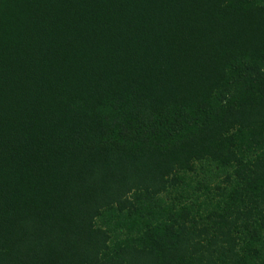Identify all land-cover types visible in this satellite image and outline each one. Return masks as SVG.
<instances>
[{
  "label": "trees",
  "instance_id": "16d2710c",
  "mask_svg": "<svg viewBox=\"0 0 264 264\" xmlns=\"http://www.w3.org/2000/svg\"><path fill=\"white\" fill-rule=\"evenodd\" d=\"M207 158L205 220L143 219ZM0 264H264V0H0Z\"/></svg>",
  "mask_w": 264,
  "mask_h": 264
},
{
  "label": "rangeland",
  "instance_id": "374dc122",
  "mask_svg": "<svg viewBox=\"0 0 264 264\" xmlns=\"http://www.w3.org/2000/svg\"><path fill=\"white\" fill-rule=\"evenodd\" d=\"M248 158L250 154L246 155ZM194 171H178L175 173L179 181L175 185H169L168 190L158 196L151 197L145 192H134L131 198L135 200L137 211L143 214V219L149 216L157 215V221L173 222L174 218L178 217V212L183 215L178 217V224H194V221L206 219L208 210L213 206L209 190H215L216 187H231L236 182L235 176H231V182H228L227 175L230 174L231 167L222 165L215 160L202 159L194 163ZM172 180V179H170ZM109 214V217H108ZM105 218L111 220V235L116 242H123L127 236L131 235L136 228H129L131 223L127 224V218L130 215L126 212L119 217V214L114 212H105ZM138 213L133 212L131 219H135ZM127 217V218H125ZM102 217L98 219L100 223ZM141 224V223H139ZM142 225V224H141ZM137 227V226H136ZM144 230V228L142 229Z\"/></svg>",
  "mask_w": 264,
  "mask_h": 264
}]
</instances>
